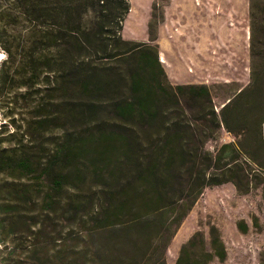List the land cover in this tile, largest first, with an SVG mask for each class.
Returning a JSON list of instances; mask_svg holds the SVG:
<instances>
[{
	"label": "trees",
	"instance_id": "1",
	"mask_svg": "<svg viewBox=\"0 0 264 264\" xmlns=\"http://www.w3.org/2000/svg\"><path fill=\"white\" fill-rule=\"evenodd\" d=\"M129 10V0H0V45L7 60L20 50L31 75L54 79L58 86L70 82L79 96H104L116 120L102 123L108 126L102 140L119 153L118 172L100 173L99 191L84 194L70 183L67 141L36 145L21 136L0 151V241L11 264L52 262L62 254L56 243L65 247L58 228L75 225L86 232L88 220L98 229L155 223L153 241L161 243L159 260L166 264L164 249L206 186L231 181L241 193L257 186L237 159L217 161L206 147L221 127L230 131L226 111L235 96L218 112L210 98L166 102L152 83L158 45L121 36ZM19 25L25 36L3 39L10 26ZM250 54L251 78L259 79L262 89L264 59L257 71L253 38ZM90 104L95 103L80 104L87 114ZM10 125L3 123L0 134ZM258 165L261 176L264 165ZM87 203L91 212H84ZM73 233L67 237L77 239ZM71 258L73 264H88L78 245Z\"/></svg>",
	"mask_w": 264,
	"mask_h": 264
},
{
	"label": "rangeland",
	"instance_id": "2",
	"mask_svg": "<svg viewBox=\"0 0 264 264\" xmlns=\"http://www.w3.org/2000/svg\"><path fill=\"white\" fill-rule=\"evenodd\" d=\"M129 2L121 36L158 45L152 83L166 102L210 98L218 112L235 96L226 111L230 131L221 127L206 147L217 161L237 159L249 173L251 185L257 183L245 193L231 181L206 186L164 249L166 264H264V174L256 175L258 164L264 165V79L262 89L259 79L252 80L250 54L253 38L259 71L264 59V0ZM25 33L22 25L10 26L3 39H21ZM19 52L7 60L0 45V127L11 121L10 131L0 134V151L21 136L36 145L67 141L72 187L84 194L97 193V176L118 172L119 153L102 140L106 126L102 123L116 120L106 98L79 96L72 92L70 82L58 86L54 79L31 75ZM82 102L95 103L89 105L90 114L80 106ZM107 148L111 151L103 154ZM103 156L108 160L103 161ZM91 206L84 204V212H91ZM1 218L0 213V239L4 237ZM58 229L66 237L65 247L56 243L61 256L40 264H73L74 245L85 251L88 264H160L161 243L153 241L155 223L98 229L88 220L86 232L75 225ZM68 232L78 235L77 239L67 237ZM10 261L0 241V264Z\"/></svg>",
	"mask_w": 264,
	"mask_h": 264
},
{
	"label": "bare ground",
	"instance_id": "3",
	"mask_svg": "<svg viewBox=\"0 0 264 264\" xmlns=\"http://www.w3.org/2000/svg\"><path fill=\"white\" fill-rule=\"evenodd\" d=\"M0 57H1V53H0Z\"/></svg>",
	"mask_w": 264,
	"mask_h": 264
}]
</instances>
